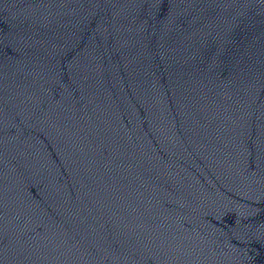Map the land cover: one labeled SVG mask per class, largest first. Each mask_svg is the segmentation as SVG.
<instances>
[{
	"label": "water",
	"instance_id": "water-1",
	"mask_svg": "<svg viewBox=\"0 0 264 264\" xmlns=\"http://www.w3.org/2000/svg\"><path fill=\"white\" fill-rule=\"evenodd\" d=\"M0 264H264V0H0Z\"/></svg>",
	"mask_w": 264,
	"mask_h": 264
}]
</instances>
